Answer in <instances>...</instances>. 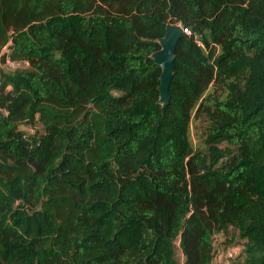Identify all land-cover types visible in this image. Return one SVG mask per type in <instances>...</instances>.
Returning a JSON list of instances; mask_svg holds the SVG:
<instances>
[{
  "label": "trees",
  "instance_id": "16d2710c",
  "mask_svg": "<svg viewBox=\"0 0 264 264\" xmlns=\"http://www.w3.org/2000/svg\"><path fill=\"white\" fill-rule=\"evenodd\" d=\"M220 233L264 264V0H0V264H211Z\"/></svg>",
  "mask_w": 264,
  "mask_h": 264
},
{
  "label": "water",
  "instance_id": "95a60500",
  "mask_svg": "<svg viewBox=\"0 0 264 264\" xmlns=\"http://www.w3.org/2000/svg\"><path fill=\"white\" fill-rule=\"evenodd\" d=\"M183 35L184 33L180 25L168 24L165 34L159 38L160 49L148 57L154 59L162 68L159 84V101L163 107L170 100L169 87L175 70L176 48Z\"/></svg>",
  "mask_w": 264,
  "mask_h": 264
},
{
  "label": "rangeland",
  "instance_id": "374dc122",
  "mask_svg": "<svg viewBox=\"0 0 264 264\" xmlns=\"http://www.w3.org/2000/svg\"><path fill=\"white\" fill-rule=\"evenodd\" d=\"M10 61H7V63L3 64L2 67L5 69L13 70L16 68V64L13 65ZM21 65V64H18ZM207 125V122L201 118V117H195L191 123V140L193 142L194 147L197 149L204 150L205 149V144H204V129ZM221 234V233H220ZM216 235L215 236V245L218 248L217 250H220L219 252H222L224 250L225 246H229L228 242L232 239L231 235ZM242 241L239 238H233L232 244L231 245H239L240 248H242ZM176 255L177 259L180 262L184 261V255L179 247V239L176 240Z\"/></svg>",
  "mask_w": 264,
  "mask_h": 264
},
{
  "label": "built area",
  "instance_id": "2783aa9c",
  "mask_svg": "<svg viewBox=\"0 0 264 264\" xmlns=\"http://www.w3.org/2000/svg\"><path fill=\"white\" fill-rule=\"evenodd\" d=\"M180 26L182 27L183 33L191 34V29L189 27H183L181 24ZM15 64L18 65L17 63H14L13 65ZM219 251L214 256L211 264H232L231 259L236 255L238 249L237 248H227V249H224L222 252H219Z\"/></svg>",
  "mask_w": 264,
  "mask_h": 264
}]
</instances>
